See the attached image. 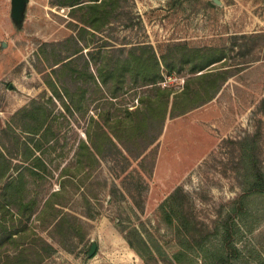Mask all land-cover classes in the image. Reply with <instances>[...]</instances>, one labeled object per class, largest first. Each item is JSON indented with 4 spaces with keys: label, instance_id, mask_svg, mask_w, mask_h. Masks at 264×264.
<instances>
[{
    "label": "rangeland",
    "instance_id": "rangeland-1",
    "mask_svg": "<svg viewBox=\"0 0 264 264\" xmlns=\"http://www.w3.org/2000/svg\"><path fill=\"white\" fill-rule=\"evenodd\" d=\"M57 2L28 0L18 23L12 16L11 0H0V102L7 100L11 106L15 100L11 94L29 98L14 111L6 105L0 108V149L8 157L17 156L13 164L21 172L23 195L34 199L24 215L11 216L0 209L8 232L15 233V240L0 238V264H203L196 248L187 251L182 263L176 261L182 240L179 230L189 223L198 229L193 235L206 236L209 229V240L214 238L215 223L227 217L243 192L240 153L244 140L257 144L258 166L264 169V0H122L117 19L99 31H77L80 25H71L75 20L71 7ZM74 33L85 42L84 52L92 53L94 63L101 46L113 52L124 47V54L132 47L151 46L159 55L169 56V62L173 52L186 47L212 52L217 60L205 72L222 73L215 76L210 100L204 95L192 97L186 106L182 97L171 115V97L162 132L153 144L148 140L160 128L161 116L148 127L147 135L119 132L134 155L125 152L124 158L107 148V155L89 163L81 174L73 169L65 172L64 166L71 168L80 156L91 115L110 110L114 115L110 114L109 123L119 114L124 122H131L126 109L144 107L141 98L157 96L152 85L126 82L129 92L120 98L91 103L89 99L98 92L83 76L78 83L90 88L85 100L88 109L71 114L51 83L58 80L69 91L75 90L76 83L66 71L56 76L50 66L76 49L69 39ZM250 34L262 35L243 37ZM75 63L79 68L83 64L81 60ZM174 63L171 74L162 66L165 78L159 83L173 88L171 96L181 93L197 74L179 56ZM14 73L19 74L16 81L10 79ZM191 85L202 93L199 82ZM5 90H12L11 94ZM36 104L44 106L49 116L48 131L34 135L12 128L13 134L9 125L19 121V109ZM184 108L188 110L179 114ZM96 119L102 126L107 123ZM35 157L42 159L46 169L36 165ZM247 203L245 214L236 219L240 264H262L264 196L252 195ZM62 215V224L53 226ZM132 228L147 245L136 237L140 252L125 238ZM93 241L97 249L90 256ZM15 256L21 262L13 261Z\"/></svg>",
    "mask_w": 264,
    "mask_h": 264
},
{
    "label": "trees",
    "instance_id": "trees-1",
    "mask_svg": "<svg viewBox=\"0 0 264 264\" xmlns=\"http://www.w3.org/2000/svg\"><path fill=\"white\" fill-rule=\"evenodd\" d=\"M57 1V4L60 6L71 7L70 13L72 14V18L75 19L71 21V25H74L76 28L80 25L77 31H87L88 29L99 31L104 24L115 21L117 19L116 17L119 16V9L122 8V0ZM53 2L55 3L56 1ZM260 35L262 34L243 35V37L250 39ZM69 39L75 43L76 49L54 62L50 67L56 76L62 71H66V74H70V78H73L76 83V88L73 91H69L68 87H61L62 85H60L58 80H55V84L51 83L52 85H50L53 91L58 94V97L62 98L63 106L71 114H78L83 109H88L85 100L87 99L86 94L90 88H84V85L78 83L83 76H85L83 80L88 83L92 82L94 85H92V89L98 92L97 95L91 96L89 99L91 103H99L102 100H109L110 103L113 101L112 99L120 98L129 92V88L125 87L126 82H131L132 84L141 83L137 86L152 85L157 96L155 98L151 96H148L146 99L141 98L142 102H145L144 107L136 106L133 109H126L127 114L131 117V122H124L123 117L119 114L114 122L109 123V116L113 114V112L105 110V112H97L96 116L107 121L108 124L105 123V126H102L95 115H91V124L86 128L87 139L82 140L80 143V156H76L71 168L64 166L63 170L65 172L73 169L77 171V174H81L89 163L93 164L94 160L101 159L103 156L107 155L104 152L107 148L112 153H116L118 156H124V158L125 152L131 156L134 155V149L128 145V142L119 132L124 129L125 132H129H126L127 134L133 136L136 134L142 136L145 133L147 135L150 129L148 127L154 126L157 117L161 116L162 122L160 128L154 135L152 134L148 140V144H153L162 132L163 122L166 119L168 108L172 100L171 97H173L171 115L174 113V108L176 109V105L182 97V105L186 106L192 97L194 99L195 97H203L202 95H204L206 99L210 100L213 93H215V91L213 93L210 92L213 84L216 83L215 76H219L220 73H222V71L217 73L213 71L205 72L206 68L217 60L216 58H212V52H208L206 49L189 51L186 50V47H181L180 51L176 53L173 52L174 58L172 62H169V56L164 54L159 55L151 46L144 45L141 47H132L128 49V54H124V47H120L113 52L110 50L105 51L104 47L101 46L95 64L92 61V57L94 58L92 53L91 56L90 54H85V42L78 34L74 33V36ZM182 50L187 52H183ZM42 51L45 52L43 48ZM116 52L118 55H112ZM177 56H179L181 62H190V71L197 74H195L191 82L189 81L185 85L181 93H176L171 96L173 88L162 87L159 83L165 78L162 66L164 65L168 73L171 74L175 67L174 61ZM98 58H102L101 62H98ZM76 60H81L83 62L81 68L75 63ZM198 72L200 73L198 74ZM194 82H199L202 90V93L200 92L201 94L198 90L194 91V89H192L191 84ZM132 88L134 87H131V89ZM43 108L44 106H38V104L33 107L27 105L20 108L18 112L21 116H18L17 119L19 121L21 120L22 123L17 121L12 126L9 125L11 132L15 134L16 132H13V129H15L22 131V133L35 135L39 134L42 130L44 132L48 131L46 127L48 126L47 123H49V116L46 115V111ZM187 108L186 110L184 108L179 114L185 113L188 110ZM106 126L109 128L108 131L105 129ZM91 127H94V132L91 131ZM44 132L42 134H44ZM15 138L17 143L16 148L19 150L20 136L18 133ZM241 147L242 152L240 153V160L243 163L241 184L243 192L234 200V206L229 210L227 217L221 220V222L215 223L212 229L214 238L211 240H209L211 234L209 229H206V236L201 234L200 237H197L193 235L195 232H198L196 226L191 224L189 226V223H187L188 226L186 223L183 224V231L179 230V232H181L180 235H182L181 249L174 255V258L179 263H182V257L186 255L187 251L190 252L191 249L196 248V253H199L198 255H200L203 264H240L242 251L236 240V219L241 218L240 216L245 214L243 213V209L247 206V199L250 196H264V169L258 166L260 163V153L257 144H251L246 139L243 141ZM29 148V146H26L27 152L25 155L27 159L32 158ZM28 151L29 154H27ZM0 156L2 157L0 158L2 159L0 162V209H3L4 213L6 212L11 216L16 213L24 215L27 211L26 207L31 206L34 199L26 200L27 196L23 195L25 187L20 183L21 172L18 166L13 164V160L16 159L17 156L8 157L1 149ZM34 160H38L36 165L46 169L41 158L35 157ZM12 171L18 172L16 176H12L13 174L11 175ZM33 173L37 174L35 171H33ZM60 190H62V188L58 191ZM55 194H58V192ZM64 219L65 215H62L57 218L56 222H53L52 225L60 226ZM14 234V232H8V226L5 224V220L0 217V238L3 239V237L6 236L9 240H15V238H13ZM136 237L138 241L145 244L143 236L137 229L132 228L125 232V238L128 240L129 245L133 249L138 250L134 242ZM12 260L21 262V258H17V256L12 258ZM261 263L264 264V259Z\"/></svg>",
    "mask_w": 264,
    "mask_h": 264
},
{
    "label": "crops",
    "instance_id": "crops-1",
    "mask_svg": "<svg viewBox=\"0 0 264 264\" xmlns=\"http://www.w3.org/2000/svg\"><path fill=\"white\" fill-rule=\"evenodd\" d=\"M24 69H25V67H22V74L24 73ZM18 76H19V74L18 73H14L13 75H11V80H17V78H18ZM26 84H27V81H26ZM14 86H16L15 85V82H14ZM6 91V93H9V94H11V91L12 90H5ZM27 92H29L30 94H32V90H26ZM11 95H13V97H14V101H13V103H11V106H10V102L9 101H7V100H4L3 102H0L1 104H0V108L2 109L3 108V106H5L6 105V107L7 108H12V110L11 111H14V110H16L17 108H19V107H21L23 104H25L26 103V101L29 99V98H27V97H25L24 95H16V94H11ZM10 106V107H9Z\"/></svg>",
    "mask_w": 264,
    "mask_h": 264
},
{
    "label": "water",
    "instance_id": "water-1",
    "mask_svg": "<svg viewBox=\"0 0 264 264\" xmlns=\"http://www.w3.org/2000/svg\"><path fill=\"white\" fill-rule=\"evenodd\" d=\"M27 1L28 0H11L12 16L15 18V20H17L18 23L23 18V10L25 8ZM5 45L6 43L3 42L2 46ZM96 249H97V243L93 241L89 251V255L92 256L95 253Z\"/></svg>",
    "mask_w": 264,
    "mask_h": 264
}]
</instances>
